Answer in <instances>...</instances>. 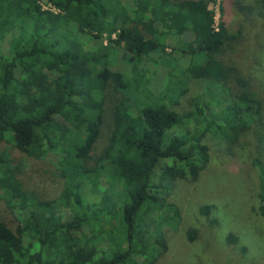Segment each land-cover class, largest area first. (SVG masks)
Wrapping results in <instances>:
<instances>
[{
	"label": "trees",
	"instance_id": "obj_1",
	"mask_svg": "<svg viewBox=\"0 0 264 264\" xmlns=\"http://www.w3.org/2000/svg\"><path fill=\"white\" fill-rule=\"evenodd\" d=\"M217 1L245 11L243 0H0V264H155L168 252L172 189L202 176L206 136L234 145L255 121L264 129V89L222 58L236 35L215 26ZM49 155L59 188L42 196L21 176ZM252 164L264 217V163Z\"/></svg>",
	"mask_w": 264,
	"mask_h": 264
},
{
	"label": "rangeland",
	"instance_id": "obj_2",
	"mask_svg": "<svg viewBox=\"0 0 264 264\" xmlns=\"http://www.w3.org/2000/svg\"><path fill=\"white\" fill-rule=\"evenodd\" d=\"M262 1L243 0L239 6L245 9L243 12L226 4L221 11L218 1L211 3L209 9L214 14L215 26L223 21L229 33L236 35L222 56L224 62L233 65L252 85L264 89V3L259 4ZM260 8H263L261 13L257 11ZM115 55L113 51L112 60L117 58ZM122 56L116 68L123 71L127 58ZM153 68L157 69L153 77L157 85L163 74L153 65L149 70ZM194 85L192 91L196 92ZM231 87L234 89L235 84ZM262 137L264 129L258 121L251 124L234 145L206 136L209 163L196 183H175L171 201L179 208L180 222L177 229L166 231L168 252L155 264H264V217L253 211L258 203V179L252 164L255 157L264 163ZM54 160L49 155L42 162H27L23 169L24 183L42 192V196H53L59 188L58 180L49 173L54 170ZM206 204L213 206L209 217L199 213L200 206ZM2 211L9 213L0 203V217L6 215ZM191 228L196 231L193 243L186 237ZM228 233L238 236L237 245L226 244Z\"/></svg>",
	"mask_w": 264,
	"mask_h": 264
},
{
	"label": "built area",
	"instance_id": "obj_3",
	"mask_svg": "<svg viewBox=\"0 0 264 264\" xmlns=\"http://www.w3.org/2000/svg\"><path fill=\"white\" fill-rule=\"evenodd\" d=\"M40 5H41L43 10H47V11L57 13L56 9H54L49 3H47V1H41ZM113 38H114V36H113Z\"/></svg>",
	"mask_w": 264,
	"mask_h": 264
}]
</instances>
